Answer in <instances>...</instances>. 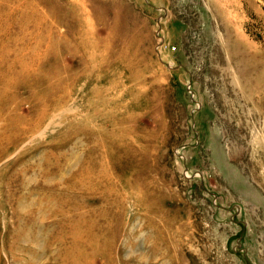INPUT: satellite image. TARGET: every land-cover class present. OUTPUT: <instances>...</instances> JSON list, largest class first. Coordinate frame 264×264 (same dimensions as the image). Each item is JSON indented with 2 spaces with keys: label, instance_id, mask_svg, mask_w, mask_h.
<instances>
[{
  "label": "rangeland",
  "instance_id": "374dc122",
  "mask_svg": "<svg viewBox=\"0 0 264 264\" xmlns=\"http://www.w3.org/2000/svg\"><path fill=\"white\" fill-rule=\"evenodd\" d=\"M0 264H264V0H0Z\"/></svg>",
  "mask_w": 264,
  "mask_h": 264
}]
</instances>
